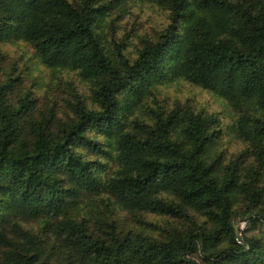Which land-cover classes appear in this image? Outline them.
I'll return each instance as SVG.
<instances>
[{"label":"trees","instance_id":"obj_1","mask_svg":"<svg viewBox=\"0 0 264 264\" xmlns=\"http://www.w3.org/2000/svg\"><path fill=\"white\" fill-rule=\"evenodd\" d=\"M136 3L168 23L132 57L109 18ZM9 42L87 90L61 111L0 77V264H264V0H0Z\"/></svg>","mask_w":264,"mask_h":264},{"label":"rangeland","instance_id":"obj_2","mask_svg":"<svg viewBox=\"0 0 264 264\" xmlns=\"http://www.w3.org/2000/svg\"><path fill=\"white\" fill-rule=\"evenodd\" d=\"M131 6L121 20L118 21L115 14H112L109 19L114 18L110 25L112 33L115 32L119 41L129 35L126 40V50L130 56L134 57L139 36L162 32L167 26L168 19L167 12L157 5L136 3ZM6 74L12 78L18 76L17 81L8 91L12 98L31 91L39 105L51 108L56 105L61 111L66 108L69 101L74 102L75 88L80 92L87 90L85 85L73 75L66 74L58 78L51 76L39 62L33 49L24 42L0 43V77L5 78ZM167 85L159 87L160 101L165 100L171 105L175 101L183 105H193L196 110L204 111L208 115H218L221 118V124L227 125L232 122L235 115L233 108L227 101L212 92L186 83ZM224 140H229L232 151L239 146L230 133Z\"/></svg>","mask_w":264,"mask_h":264},{"label":"built area","instance_id":"obj_3","mask_svg":"<svg viewBox=\"0 0 264 264\" xmlns=\"http://www.w3.org/2000/svg\"><path fill=\"white\" fill-rule=\"evenodd\" d=\"M247 228V222L246 221H242L238 228H237V232H238V236L242 235V232Z\"/></svg>","mask_w":264,"mask_h":264}]
</instances>
